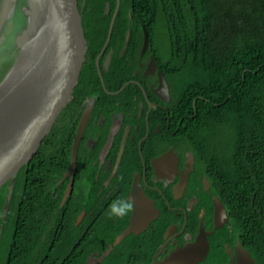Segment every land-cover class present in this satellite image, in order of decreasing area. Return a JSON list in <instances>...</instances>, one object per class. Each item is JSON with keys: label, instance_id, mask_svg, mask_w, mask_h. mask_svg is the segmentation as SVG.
I'll list each match as a JSON object with an SVG mask.
<instances>
[{"label": "trees", "instance_id": "1", "mask_svg": "<svg viewBox=\"0 0 264 264\" xmlns=\"http://www.w3.org/2000/svg\"><path fill=\"white\" fill-rule=\"evenodd\" d=\"M106 2L114 11L116 0H77L83 55L91 52L93 63L110 29L112 16L104 14ZM143 26L150 33L151 52L168 63L166 74L174 91L171 131L182 116L175 117L173 110L185 116L169 144L179 143L192 152L226 207L228 221L210 235L206 263L225 264L226 244L238 243L256 264H264V0H121L109 42L117 50L114 65L133 59L134 54L139 58ZM129 29L126 54L119 57ZM116 68L111 69L113 76L105 74V82L109 89L111 85L119 90L123 81L114 82L125 75L117 77ZM93 76L83 66L65 109L82 102L88 86L92 90L87 81L92 83ZM93 93L97 100L115 98L102 88ZM64 110L37 152L0 188V251L13 247L8 264L150 263L161 235L149 241L124 232L116 241L124 228L117 225L116 213L124 202L116 198L108 206L109 201L93 192L94 183L84 175L82 146L73 192L61 204L68 182L63 176L71 163L77 129ZM9 185L14 191L7 205ZM207 207L211 226L213 209ZM84 209L91 216L78 224ZM198 212L193 215L196 221Z\"/></svg>", "mask_w": 264, "mask_h": 264}, {"label": "flooded vegetation", "instance_id": "2", "mask_svg": "<svg viewBox=\"0 0 264 264\" xmlns=\"http://www.w3.org/2000/svg\"><path fill=\"white\" fill-rule=\"evenodd\" d=\"M107 3L110 4V9L106 12L105 6L104 14L105 16L111 15L112 22L114 14L117 17L120 6L118 7V0H116V8L112 11L111 3L106 2V5ZM131 18L132 15L129 13V20ZM107 39L96 54L94 63V55L87 50L83 55L82 50L81 60H84L85 64L82 65L80 60L82 67L79 68L78 75L83 70V66L94 75L92 83L87 81L89 85L92 84V90L88 86L89 93L85 92L82 102L78 106H72L75 109L72 107L65 109V107V110L62 109L58 113L56 119L61 116L64 110L71 125L78 129L83 114L89 112L86 129L79 146V149L81 146L83 148L84 175L94 183L93 192H97V197L103 201H109L108 206L116 198L127 205V208L122 212L119 208L116 213L117 225H121L122 228L124 226L120 234L117 235L116 241H120L121 235L134 226L139 230L137 233L131 232L136 237L151 241L155 235H161V241L148 264H166L165 260L173 254L189 249L195 243L202 228L209 233V240L210 235L215 232V206L221 199L211 190V185L206 177L207 171L197 167L192 152L179 143L169 144L168 138L179 132L185 116L182 111L173 110L175 117L182 116L180 123L175 126V130L171 131L170 108H172L174 91L171 89V83L168 74H166L167 66L165 65L168 63L158 61L150 50L151 45H149L143 56L140 51L138 59H135L134 54L133 59L128 57L126 60H117L114 65L117 50L115 47L109 46L111 39ZM124 47L125 45L118 50L119 57L125 56L127 47L125 49ZM154 57L156 61L152 60ZM115 66H117L115 69L117 77L125 75L122 79L118 78L119 80L114 82L117 85L123 81V87L119 90L111 85L109 89L105 82V74L113 76L114 71L111 69ZM130 73L132 75L127 76ZM160 73L165 78L170 97L164 91L161 82L165 81ZM126 86L130 87L124 94H121ZM100 88L107 95L115 96V98L113 100L101 98L97 100V96L93 92H99ZM188 116L194 117V115ZM157 118L159 119L157 120ZM197 169L199 172H196ZM76 175L77 173H75V178ZM67 178L68 182L63 197L71 176L69 175L65 179ZM206 182H208V186ZM63 197L61 204L66 202L63 203ZM209 205L213 209L211 226L209 225L210 217L207 207ZM196 210H199L197 221L193 216ZM87 214L89 212L84 209L78 216L77 223H81ZM137 214V218L134 217L135 223H132L133 216ZM60 228L67 229L65 226H60ZM86 232H88L87 228L85 234ZM237 247L238 243L233 247L226 244L228 260L225 264H233L237 261ZM110 248L111 246L108 247L107 254L110 253ZM229 250H232V255ZM12 251V246L4 247L0 251V264L9 263ZM206 258L195 264H207Z\"/></svg>", "mask_w": 264, "mask_h": 264}, {"label": "water", "instance_id": "3", "mask_svg": "<svg viewBox=\"0 0 264 264\" xmlns=\"http://www.w3.org/2000/svg\"><path fill=\"white\" fill-rule=\"evenodd\" d=\"M19 2L0 0V53L11 48L15 55L12 65L0 80V188L13 179L37 152L58 113L68 103L84 47L77 0H21L22 6ZM109 9L110 4L107 3L105 11ZM115 17L116 14L107 40ZM143 28L141 56L150 45V33L146 27ZM129 39L130 30L127 31L124 49ZM152 60L156 61V58ZM161 83L170 97L166 81ZM88 116L89 112L81 118L72 146L71 163L63 177L71 176L63 203L73 190L79 146ZM206 184L208 186V182ZM13 191L14 186L9 185L7 205ZM137 216H133L132 223ZM227 219L225 206L217 201L214 230L222 227ZM138 231L134 226L125 233ZM208 235L202 228L195 243L189 249L173 254L165 260L166 264H195L204 260L209 252ZM229 252L231 254L232 250ZM236 255L237 261L233 264H256L251 253L241 244H238Z\"/></svg>", "mask_w": 264, "mask_h": 264}, {"label": "rangeland", "instance_id": "4", "mask_svg": "<svg viewBox=\"0 0 264 264\" xmlns=\"http://www.w3.org/2000/svg\"><path fill=\"white\" fill-rule=\"evenodd\" d=\"M22 5L23 4L20 0L19 6H22ZM14 57H15V55H14L13 50H11V48L5 49V51L0 55V80L2 79L5 71L12 65ZM4 69H5V71H4Z\"/></svg>", "mask_w": 264, "mask_h": 264}, {"label": "clouds", "instance_id": "5", "mask_svg": "<svg viewBox=\"0 0 264 264\" xmlns=\"http://www.w3.org/2000/svg\"><path fill=\"white\" fill-rule=\"evenodd\" d=\"M114 207H115V206H114ZM125 208H127V205H126V204L122 205L121 212H122L123 209H125Z\"/></svg>", "mask_w": 264, "mask_h": 264}]
</instances>
